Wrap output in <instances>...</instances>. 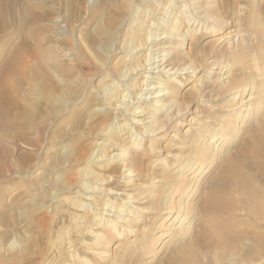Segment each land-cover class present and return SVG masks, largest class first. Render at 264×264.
Listing matches in <instances>:
<instances>
[{"label":"rangeland","instance_id":"374dc122","mask_svg":"<svg viewBox=\"0 0 264 264\" xmlns=\"http://www.w3.org/2000/svg\"><path fill=\"white\" fill-rule=\"evenodd\" d=\"M28 3L35 14L15 22L24 75L10 81L34 117L0 142V264H167L264 120V41L249 26L264 25V0ZM15 24L13 39L0 28V64L20 42ZM220 61L248 82L224 85ZM189 65L199 71L172 74Z\"/></svg>","mask_w":264,"mask_h":264},{"label":"bare ground","instance_id":"6f19581e","mask_svg":"<svg viewBox=\"0 0 264 264\" xmlns=\"http://www.w3.org/2000/svg\"><path fill=\"white\" fill-rule=\"evenodd\" d=\"M21 6L20 0H0L1 32L6 31L17 22L16 12H19L22 19V15L25 17L35 14L36 7L33 5L28 3L26 7L24 5ZM22 11L23 13L21 15ZM40 19L42 18L40 17ZM217 23V26L209 27L214 33H218L222 27L227 26L226 23ZM17 26L18 32L20 33V42L14 46L13 52L3 58L0 64V66L2 65L0 67V142L3 144L7 143L6 136H9V134L16 135V132L23 130L24 126L21 128L19 123L22 118L26 117L22 116L26 115L28 118L30 116L34 117V111L26 108L23 102L25 97L20 95L18 85H15L12 80L10 81L12 78L20 82L24 75V69H22L23 58L21 55L17 57V53L18 51L22 52L26 49V45L23 43L25 36H23L22 24L19 23ZM249 26L256 30L251 35H255L259 40L264 41V25H261L258 18L257 20L254 18V21H251ZM7 32H4L6 33V37L12 38L13 34H8ZM34 43L37 45L36 40ZM140 47L136 46L132 51L139 50ZM173 54L174 52H171L169 55L164 54V56L149 58V64L147 63V66L160 67L162 65H158V63L165 62L164 60L167 56L168 59L173 58ZM175 55V59H179L177 53ZM161 57H164V59H158ZM151 60H154V62L151 63ZM212 68L216 70L214 73L218 77L216 79H220L224 82V85L237 86L239 83L246 84L248 82L245 78L246 75L242 76L238 73L234 75L231 66L226 64L225 61H220L219 64H213ZM197 69V66L189 65L183 67V69L175 70L172 74L196 73L199 71ZM9 83H11V86ZM46 87L50 92L56 91V88L51 84H47ZM165 88L159 91V93L165 91L164 94L154 97L159 99L156 102L154 101L157 108H165L166 100H173V93L165 90ZM160 89L162 88H153L152 90ZM48 99L51 100V96L46 98V102L49 101ZM159 123L162 124V127L165 126L164 120ZM250 136L254 140L244 146V149L240 152V157L228 161L225 164L226 167H224L222 177L213 183L211 182L210 192L207 193L204 200L205 203L200 209V213H203L200 214L202 215L200 219L201 230L186 247L177 249L175 251L176 253L167 261V264H264V173H262L264 171V120L251 130ZM127 175L131 178L134 172L128 171ZM125 215L130 217L129 213ZM101 224L103 223L101 222ZM110 226H112L111 223Z\"/></svg>","mask_w":264,"mask_h":264}]
</instances>
